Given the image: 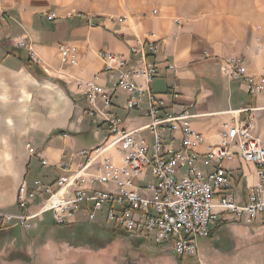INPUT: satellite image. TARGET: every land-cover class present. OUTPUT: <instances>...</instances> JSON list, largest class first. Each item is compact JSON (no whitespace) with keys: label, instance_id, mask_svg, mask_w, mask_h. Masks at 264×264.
Masks as SVG:
<instances>
[{"label":"crops","instance_id":"1","mask_svg":"<svg viewBox=\"0 0 264 264\" xmlns=\"http://www.w3.org/2000/svg\"><path fill=\"white\" fill-rule=\"evenodd\" d=\"M169 2L146 8L157 9L156 15L130 8L119 15L126 17L121 22L105 17L111 13L95 15L96 24L91 26L84 16L88 13L74 12L73 0H0V213L21 212L15 200L23 180L40 179L43 184H52L67 175L63 166L79 169L87 157L82 153L102 143L106 127L101 119L89 114L90 105L79 84L93 79L110 92L113 79L105 71L100 53H121L131 58L129 51L136 36L156 43V53L148 57L157 65L150 89L163 97L172 111L184 108L191 115L189 127L203 139L194 146L197 153L216 145L223 125L230 124L233 117L242 120L247 116H237L238 109L264 107V94L250 95L241 76L228 78L220 73V63L231 57L241 59L245 75L264 76V0H242L237 8L228 0L209 4L213 8L200 2L185 1L184 7L180 0ZM59 43L75 47V64L61 63ZM28 45L42 65L49 67L48 74L30 59ZM168 63L175 65L173 72L166 68ZM111 95L114 111L128 113L130 126L145 122L135 112L122 110L127 96L124 91ZM97 105L101 107L102 101ZM253 113L256 132L264 138V109ZM89 134L98 140L86 148L85 136ZM107 155L115 165L122 164V154L117 150L110 149ZM222 166L233 171L235 199L243 203L248 196L247 185H255L258 180L254 166L237 158L224 161ZM92 186L102 188L98 183ZM45 214L29 221V228L0 222V264H199L196 255L179 254L169 244L126 232L101 214L94 221L147 239L140 248L152 250L153 255L136 262L125 257L122 262L102 261L100 250L84 263L70 254L71 246L49 236L43 225ZM84 218L85 212L80 210L69 224L87 221ZM223 224L230 225L231 232L216 264H264V216L246 223L226 212H218L210 234L197 239L204 264H211L209 258L217 255L204 240L213 237Z\"/></svg>","mask_w":264,"mask_h":264},{"label":"built area","instance_id":"2","mask_svg":"<svg viewBox=\"0 0 264 264\" xmlns=\"http://www.w3.org/2000/svg\"><path fill=\"white\" fill-rule=\"evenodd\" d=\"M157 12L151 9L150 14ZM84 16L89 25L96 24L95 16ZM107 17L118 22L126 19ZM135 38L129 51L131 58L121 53H100L105 71L113 79L110 92L93 79L79 84L90 105L89 114L101 119L106 127L102 143L82 153L87 157L79 169L63 166L67 175L59 176L52 184H43L40 179L23 180L15 200L21 212L0 213V222L29 228V221L49 212L57 224L66 225L83 210L89 222L101 214L126 232H138L157 244H169L179 254H194L198 263L204 264L197 239L210 234L218 212L231 213L246 223L264 216V138L256 132L253 113L264 107L238 109L237 116H247L242 120L233 117L230 124L223 125L219 142L197 153L194 146L203 139L189 127L191 115L184 108L172 111L165 99L150 89L157 65L148 57L156 53V43ZM27 51L48 74L49 67L42 65L30 45ZM57 52L61 63L77 62L74 46L59 43ZM166 68L173 72L175 65L168 63ZM220 73L228 78L241 76L253 97L264 94V76L245 75L241 59L223 60ZM118 90L127 95L122 110L135 112L145 122L132 127L131 120L126 119L128 113L114 111L111 93ZM98 100L103 103L101 107ZM147 131L151 133L148 140L143 135ZM110 149L122 154L121 165H115L107 155ZM235 158L253 165L258 179L255 185H247L248 196L243 203L235 199L233 171L222 166ZM42 164L47 161L42 160ZM97 183L102 188L92 186Z\"/></svg>","mask_w":264,"mask_h":264},{"label":"rangeland","instance_id":"3","mask_svg":"<svg viewBox=\"0 0 264 264\" xmlns=\"http://www.w3.org/2000/svg\"><path fill=\"white\" fill-rule=\"evenodd\" d=\"M172 1L173 0H73L74 5L72 8L74 9V12L88 13L89 15L93 16L102 13H111L114 14V16H119L128 13L130 8L145 9L142 12H148L150 10L146 8L151 5H158L166 2L172 3ZM185 1H191L195 3L200 2L206 4L207 6H211L209 4L227 0H180L182 7H184ZM228 1L230 3L233 2V6L237 8V3H240L242 0ZM211 7L213 8L214 6ZM105 17L108 19L107 16ZM143 135L145 136L146 140L151 138V135L148 131L144 132ZM97 140L98 139H95L92 134L86 135L85 147L87 148L88 146L95 144ZM141 184L145 185V183L142 182ZM43 217V225L47 229L49 236H51V238L57 243L64 242L71 246L73 250L70 252V254H74L75 256L79 257L84 263L87 262L88 256L96 254L100 250L101 254L103 255L102 258H104L102 261L107 258L108 260H114L115 262H122V258L125 257L129 262H136L140 258L143 260H148V258H151L153 255L152 250L150 251L140 248V243H144L147 241V239L136 234L126 233L117 227H111L100 220L93 222L83 221L69 225H59L55 224L49 213H46ZM229 227L230 225H221L216 233L213 234V237H208L204 240L205 244L209 242L210 247H212L211 249H216L217 251V255H215L214 258H209L211 264H216L217 260L220 258V255L224 253V250L228 246L227 237L231 232ZM146 244L152 245L151 243ZM199 245L200 241L197 240V246ZM202 251H204V249Z\"/></svg>","mask_w":264,"mask_h":264},{"label":"trees","instance_id":"4","mask_svg":"<svg viewBox=\"0 0 264 264\" xmlns=\"http://www.w3.org/2000/svg\"><path fill=\"white\" fill-rule=\"evenodd\" d=\"M26 64H27L29 67H31V65H32V63H31L30 60H27V61H26ZM32 72H34V70H32Z\"/></svg>","mask_w":264,"mask_h":264},{"label":"bare ground","instance_id":"5","mask_svg":"<svg viewBox=\"0 0 264 264\" xmlns=\"http://www.w3.org/2000/svg\"><path fill=\"white\" fill-rule=\"evenodd\" d=\"M110 15H111V16H114V14H109V16H110ZM107 16H108V15H107Z\"/></svg>","mask_w":264,"mask_h":264}]
</instances>
